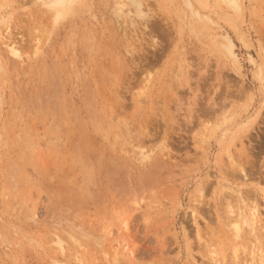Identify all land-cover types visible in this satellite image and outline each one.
Listing matches in <instances>:
<instances>
[{"label":"rangeland","instance_id":"1","mask_svg":"<svg viewBox=\"0 0 264 264\" xmlns=\"http://www.w3.org/2000/svg\"><path fill=\"white\" fill-rule=\"evenodd\" d=\"M67 1L0 0V264H264V0Z\"/></svg>","mask_w":264,"mask_h":264},{"label":"bare ground","instance_id":"2","mask_svg":"<svg viewBox=\"0 0 264 264\" xmlns=\"http://www.w3.org/2000/svg\"><path fill=\"white\" fill-rule=\"evenodd\" d=\"M67 0H54V2H55V5L57 6V7H61L62 8V6H63V4L66 2ZM70 0H68L67 2H69ZM53 2V1H52ZM68 5V4H67ZM64 6H65V4H64ZM53 8H54V6H53ZM65 8V7H64Z\"/></svg>","mask_w":264,"mask_h":264}]
</instances>
